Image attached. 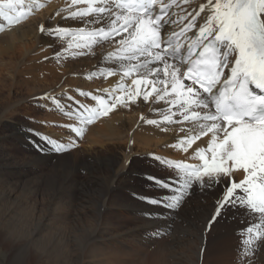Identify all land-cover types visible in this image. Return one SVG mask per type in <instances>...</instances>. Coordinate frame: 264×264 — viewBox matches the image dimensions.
<instances>
[{
  "label": "bare ground",
  "instance_id": "1",
  "mask_svg": "<svg viewBox=\"0 0 264 264\" xmlns=\"http://www.w3.org/2000/svg\"><path fill=\"white\" fill-rule=\"evenodd\" d=\"M176 5L179 6L170 15L176 23L167 26V32H178L193 17L198 32L208 15L207 9L200 12L207 0H180ZM85 7L86 4L73 5L72 0H21L17 8L23 20L9 25L0 19V249L7 250L6 264H205L208 253L216 264H264V249L255 244L243 245L244 255L238 263L228 258L239 248L238 240L247 235L243 230L256 217L250 212L227 210L210 222L223 184L207 189L194 187L181 208L171 211L144 202L141 197H151L150 193L130 182L141 177L135 175L140 150H155L172 162L200 163L192 149L184 153L174 147L186 135L181 129H187L190 123L160 122L168 105L154 103L152 98L144 102L138 97L135 104L117 105L106 118L90 126L68 115L82 104L94 108L81 94L93 86L91 75H99L96 97H107L108 91L115 95L121 83L119 74L107 78L100 75L117 66L115 59L107 55L109 50L117 51L115 44H95L98 49H91L93 60L83 63L71 59L79 49L66 51L67 37L60 40L49 35L48 29L57 27L71 28L73 32L80 26L88 27L69 17L70 12ZM41 26L45 31L41 32ZM123 82L130 86L131 78ZM34 102L50 107L46 111L50 117L65 120L67 130H50L59 143L75 145L81 140L90 148L115 147L112 156L97 158L106 167L105 174L91 172L80 184L63 164L71 162V154L57 157L51 151L50 144L58 145L54 139L48 145L50 150L36 147L42 156L33 155L28 163L16 161L11 152L14 142L19 140L26 146L41 137L27 126H8L6 116ZM159 108L166 110L156 111ZM148 120H157L158 124L150 125ZM68 125L82 128L83 134L77 136ZM209 140L210 135L197 143L205 147ZM52 162L62 166L48 174L46 168ZM145 173L169 184L174 182L156 170L145 169ZM233 179L239 182L243 175L236 173ZM198 192L206 194V198L195 201L194 194ZM223 240L228 243L220 247ZM222 254L225 259L220 258Z\"/></svg>",
  "mask_w": 264,
  "mask_h": 264
},
{
  "label": "snow or ice",
  "instance_id": "2",
  "mask_svg": "<svg viewBox=\"0 0 264 264\" xmlns=\"http://www.w3.org/2000/svg\"><path fill=\"white\" fill-rule=\"evenodd\" d=\"M20 2L0 0V17L9 25L20 22V15H12ZM72 4L87 5L69 17L88 27L80 26L75 32L57 27L48 29L49 35L67 37L66 51L112 42L117 47V66L100 75L119 74L121 83L115 95L95 97L96 108L81 105L68 115L90 125L117 105L135 104L138 97L168 105L160 122L190 123L181 129L186 135L174 147L184 153L192 149L200 163L161 161L177 171L173 184L153 176L146 179L160 189H170L171 195L141 199L175 211L194 187L223 184L210 222L227 210L250 212L256 221L243 230L247 235L242 243L264 249V0H207L200 12L207 9L208 15L195 39L186 38L191 42L183 52L179 37L196 27L195 17L179 33L167 32V26L176 21L168 13L172 4L164 0H72ZM40 30L45 31L43 26ZM126 78H131L130 86L123 82ZM176 116L180 119L174 120ZM147 123L157 125L158 121ZM68 126L77 136L83 134L82 128ZM209 135L201 147L197 142ZM68 147L60 145L55 150ZM236 173L243 175L239 182L233 179Z\"/></svg>",
  "mask_w": 264,
  "mask_h": 264
},
{
  "label": "rangeland",
  "instance_id": "3",
  "mask_svg": "<svg viewBox=\"0 0 264 264\" xmlns=\"http://www.w3.org/2000/svg\"><path fill=\"white\" fill-rule=\"evenodd\" d=\"M55 38L56 39H60L58 37H55ZM60 40H63V39H60ZM91 49L95 51V50L98 49V46H94L93 45L89 49L88 48L87 49H83V50L79 49L78 51L73 52V54L71 55V59L75 60L77 62H83V63L84 62H91L93 60V57L95 56V55L91 56L92 55ZM109 51L107 52L108 58L109 59H114L115 58L114 57V53H116V52H112V50H109ZM98 78H99V75H91V79L90 80L93 83V86H91L88 90L87 89L84 90V92H83V95L85 96L83 98L86 100L85 102L89 103V104H94V108H96L98 106L97 105V100L94 99L96 97L94 89H95V85H97L96 82H98ZM108 92H109L108 94H111L110 91H108ZM91 96H93L94 98L91 97ZM29 105H31V106H29ZM29 105H28V103L25 104L23 106L22 110L18 111V113L14 114L13 116H11L12 115L11 113H9L6 116V120H7L6 123H7L8 126L9 125L11 126L13 124L14 125L18 124V125L24 126V127L27 126L29 129L33 130L37 134V137L38 136L41 137L40 139L37 138L39 141H36L33 144L28 143V145H26V146H24L25 144H23L19 140L14 142L13 147L11 149V152H13L14 157H16V161L19 162V163H21V162L22 163H28L29 160L32 161L35 158V156H39V157L42 156V154H41L42 152L37 150L36 147H40L41 146V147H45L46 149L50 150V146L47 145L46 141H48V140L50 141L52 139H54V141H56L55 136L50 133L51 129H53V128H54V130L58 129L59 132H61L64 129H66V128H64L65 125H63V124H65L64 123L65 122L64 119L59 120L58 118H52V117H50L48 115L47 112L50 111V107L44 106L43 104H41L39 102L29 103ZM25 106L27 108L24 110ZM35 107L37 108V110H39V109L40 110L39 111L35 110ZM159 110L163 111V110H166V109L165 108H159ZM59 113H60V115L63 118L64 117L63 113L60 112V111H59ZM107 116H104L103 118H106ZM48 117H49V119H48ZM50 121H51V123H50ZM185 123H186V121H185ZM176 124H178V123H176ZM50 126H52V128ZM6 132H7V130H6ZM43 133H45V134H43ZM63 139H65V137ZM56 142H58L57 147L60 146V145H69V147L67 149L61 148V152L60 153L54 152L53 149L51 151H53L57 155V157H60L62 154H65V153H70L71 154V159H70L71 162L67 161V162H64L63 164L64 165L66 164V166L68 167L67 169L75 174V177H76L77 180H79L80 184H83L84 181H87V178H89V175H90L91 172H94L96 174L103 172V174H105L104 172L106 171V167L105 168L102 167L101 162L99 160H97V158L100 157V158L104 159V158H107L108 156H112L113 152H114V149H115V147H110V148L109 147H91L90 148L88 145H85L84 143L82 144L81 140H80V142L75 143V145L74 144H70L68 142L67 143L64 142L63 144L61 142L59 143V141H56ZM45 143H46V145H45ZM86 146L89 147V148H87ZM31 151H33V152H31ZM33 155H34V158H33ZM87 157H89V158H87ZM136 157L139 160L137 165H136V168L137 169L139 168V170L136 171L135 175H139L138 178L140 176L141 177L139 179H137V180L136 179H132L133 181L131 180L130 182L140 185L145 192L148 191L150 193L151 197H157L159 199L160 198L162 199V198H166V197L170 196L171 195L170 189L169 190L160 189L154 183H152L148 179H146V177H148V176L145 173V169L152 170V171L156 170L162 176H166L167 178L171 177V179H173L177 175V171L172 169V168H169L165 164L161 163V161H164V160L171 161V159H167V158L164 159L162 156H159L155 150L153 152H148V153L142 152L140 150V152L137 154ZM84 158H87V159H84ZM55 162H58V161H55ZM55 162H52L49 165V167L46 168V170H47L46 172L48 174H52L53 172H55V170L57 169L56 166H62V165H55ZM58 169H65V168L59 167ZM142 170H144V171H142ZM137 173H139V174H137ZM206 196L207 195L204 194L203 192H198V193L194 194V198H197V199H195V201H197L199 199V197H202V199H205ZM188 197H186V199ZM83 200L86 202L88 200V198L87 199H83ZM89 237H91V235ZM87 241H85V243ZM226 241L227 240H223L221 242V244H219L220 247L225 246L224 244L228 243V241L227 242ZM238 241L239 242H237V241L236 242L238 243L239 246L237 245V247H239V248L234 249L235 250L234 254H233V252L231 253V255L233 257L231 255L230 256L228 255V258L229 259L232 258V260H234L235 263H238L240 261V259H242L241 258L242 255H244L242 240H238ZM224 242H226V243H224ZM240 245H241V248H240ZM6 252H7V250H5V249L1 250L0 249V264H6V261H7ZM211 256H212V254H209V253L205 256V261L207 259H209V260H207L205 262V264L208 261L209 262L207 264H212V262H214L213 264H216L215 263L216 261L213 259V256H212V258H210ZM221 256L222 257H220V258L222 259L223 258V254ZM225 258H223V259H225ZM210 259H212V261ZM141 261L145 262L146 260L144 261V259L142 258Z\"/></svg>",
  "mask_w": 264,
  "mask_h": 264
}]
</instances>
